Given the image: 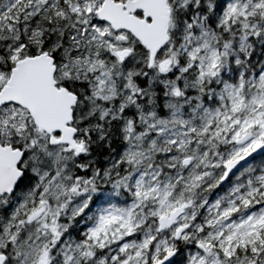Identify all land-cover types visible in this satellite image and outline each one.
<instances>
[{
  "label": "snow or ice",
  "instance_id": "6c2138e0",
  "mask_svg": "<svg viewBox=\"0 0 264 264\" xmlns=\"http://www.w3.org/2000/svg\"><path fill=\"white\" fill-rule=\"evenodd\" d=\"M0 264H264V0H0Z\"/></svg>",
  "mask_w": 264,
  "mask_h": 264
}]
</instances>
